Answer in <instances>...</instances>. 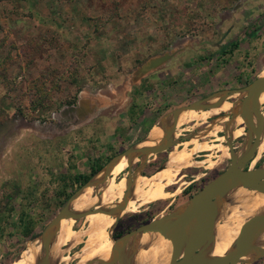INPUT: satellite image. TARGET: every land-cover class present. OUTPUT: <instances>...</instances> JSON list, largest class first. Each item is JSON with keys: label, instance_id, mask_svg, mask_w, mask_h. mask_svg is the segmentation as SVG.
Here are the masks:
<instances>
[{"label": "rangeland", "instance_id": "374dc122", "mask_svg": "<svg viewBox=\"0 0 264 264\" xmlns=\"http://www.w3.org/2000/svg\"><path fill=\"white\" fill-rule=\"evenodd\" d=\"M166 53V62L137 73ZM263 70L264 0H0V264L39 251L40 240L32 237L87 181H77L78 175L140 146L157 134L154 126L162 139L175 109L242 89ZM238 95L241 100L245 92L224 103ZM260 106L264 116V101ZM208 110L190 109L178 118L169 148L134 156L108 187L112 192L124 181L116 193L145 194L144 180L165 167L153 188L168 182L166 195L145 194L142 207L123 212L111 228H104L105 214L98 212L76 220L72 230L95 243L101 232L110 240L152 219L167 221L165 214L226 168L229 145L240 152L247 143L241 115L234 118L239 103L228 112L206 116ZM198 143L212 150L196 149ZM257 151L250 169L264 162ZM106 188H94L92 196L100 189L103 197ZM246 189L240 185L225 199L241 198ZM97 201L101 210L104 203ZM232 219L224 215L220 223ZM82 246L62 245L64 260L57 264H78L74 256ZM252 264H264V256Z\"/></svg>", "mask_w": 264, "mask_h": 264}, {"label": "water", "instance_id": "95a60500", "mask_svg": "<svg viewBox=\"0 0 264 264\" xmlns=\"http://www.w3.org/2000/svg\"><path fill=\"white\" fill-rule=\"evenodd\" d=\"M170 58L168 53L146 61L137 71V73H147L159 65L163 64ZM264 91V76H257L246 87L239 90L221 91L214 93L206 98L197 100L189 105L175 109L172 112V125L169 130L165 131L164 137L156 144L150 146L139 145L130 146L122 153L112 157L108 163L96 172L90 179L82 184L66 201L65 205L51 219L44 230L32 237L40 240V250L42 260L40 264H47L50 252V243L55 234L56 227L63 218H72L78 220L88 214L102 212L111 214L116 208L107 210H96L95 208L87 209L83 212H73L69 209L70 203L85 188H97L108 178L116 161L123 156L128 160V165L134 156L138 154H155L164 151L172 145L174 131L177 127L180 112L185 109L208 110L217 107L226 97L236 93L245 92V96L239 101L240 115L245 127L248 129V140L239 153L234 152L229 145L230 161L226 168L212 180L207 182L200 191L190 197L180 207L172 212L165 214L166 219H152L134 230H131L117 238L112 236L114 247L108 260L97 259L85 264H123L124 256L128 244L133 236L140 233L158 232L161 234L168 233L167 238L171 243V253L169 264H200L198 255L202 247L206 246L212 239L217 207L223 197L226 189L229 187L244 186L249 190H257L264 193V169L259 166L250 169V161L256 155L257 148L264 134V117L261 106L258 104V95ZM216 97L214 103H208ZM237 115L234 113V118ZM239 155V156H238ZM100 172L103 176L98 178ZM135 174H129L126 180L130 183ZM126 200V197L123 201ZM177 212V213H176ZM264 226V214L252 215L241 227L234 242V248L231 252L222 257L212 259L207 264H237L240 258L253 249L247 235L256 228Z\"/></svg>", "mask_w": 264, "mask_h": 264}, {"label": "bare ground", "instance_id": "6f19581e", "mask_svg": "<svg viewBox=\"0 0 264 264\" xmlns=\"http://www.w3.org/2000/svg\"><path fill=\"white\" fill-rule=\"evenodd\" d=\"M260 75L264 76V70L260 73ZM240 98L241 97L238 95L236 97V99L238 100L234 101L233 103H229V104H226L223 101L217 107L210 108L205 113V115L208 116L210 114L228 112L231 109L236 107V105L240 101ZM215 101L216 99H213L212 103H214ZM263 101H264V91H262L258 95V104L260 105ZM188 113H190V109L187 111L181 112L178 118H180V120L181 119L183 120L185 119V116L188 115ZM236 115L238 117L240 114L237 113ZM157 128H158L157 134H156V131H152L153 133L151 132L148 135V137L144 140V142L140 144L139 147H142L144 145H147V146L156 145L157 142H154V141L161 140L162 130L157 126H154L153 130L154 129L156 130ZM195 145H196V149H200L204 152L212 150V147L205 143H198ZM259 146L261 148H259L257 152H259V154L264 153V144L259 145ZM253 163L254 161L252 162V164ZM124 165H128V160L125 156H123L122 158L116 161L108 178L100 186H107V188L111 186L113 184L112 175L117 173L116 170H119V168ZM259 167L264 169V162L260 164ZM164 168L157 171L151 177L152 179L148 178L144 180L143 182V185L147 187L146 193L145 192L144 193L147 194L150 199H155V198L158 199L166 195V192H165L166 189L164 190V186L168 185V182L163 183L162 186L157 185L153 188V185L156 179L158 180L160 175L162 176ZM103 174H104L103 172H100L98 175V178H101ZM123 185H125L124 181L123 183H118L116 187L118 188V186L120 187ZM116 187H114L113 190L110 189L112 192H108L109 188L108 189L106 188L107 193L106 195H104L105 193L104 192L103 197L98 196L100 189H97V193L94 196H92V194H94L93 187H87L83 189L74 198V200L69 205V209L76 213L86 211L90 206L96 209V207H98L97 200H100L99 203L101 204L104 203L103 206L101 207V210L103 211L109 209V207L113 204H123L121 208L116 209L111 214L106 215L107 213H104L105 214V221L103 220L104 228H109V227L111 228L114 226L117 218L123 212L125 211L134 212V210L137 209L138 207H142L143 199L145 195V194H139V193H138L139 195H136L134 190H127L126 193L118 194L114 191ZM237 187L238 186L227 188L226 192L224 193L223 197L220 200V204L218 205L217 211H216V215H219V216H216L212 239L206 246L202 247L199 251L198 259H199L200 264H207L212 259L222 257L225 254L231 252L234 248V242L239 233L240 227L252 215L264 214V193L259 192L257 190L246 189V191L244 192L241 198H240L241 194L240 195L236 194L237 196L234 199H225L226 196L229 193H232L235 189H237ZM125 197H126V200L123 201ZM113 198H116L118 201L114 203L112 202L110 203V200L112 201ZM95 214L96 213L86 215L82 221L85 222V221L90 220V218H92ZM224 215H229V216L233 215L232 223L230 224L220 223ZM100 216L101 214L99 215V218ZM94 220L97 221V219H94ZM74 223H76V220L72 218H63L59 222L58 226L56 227L55 234L50 243V252L48 255V259H47V264H57L58 262L64 260V258L62 257V251L60 249L62 245L68 242H74V243L82 242L83 243V246L80 248L81 254H75L74 256V259L79 262L78 264H85L87 262L95 261L97 259L108 260L110 258V254L114 247L113 239L108 240L106 238L107 235H105L104 233L102 234V232L101 234L96 233L97 240H95L96 242L94 243L93 237L91 238L89 236L85 238L81 232L73 231L72 224ZM167 235L168 233L161 234L158 232H147V233H140V234L133 236L128 244V247H127V250L124 256L123 264H169L170 253H171V243L168 240ZM82 237L84 238L82 239ZM247 237L250 242V247L252 249L253 248H256V249H253L247 254H245L244 256H242L240 258V261L237 264H252L256 259L264 256V226L254 229L247 235ZM41 260H42V253H41V250L39 249L37 253L31 254L26 259H22V257H18L17 259H15L14 264H40Z\"/></svg>", "mask_w": 264, "mask_h": 264}, {"label": "trees", "instance_id": "16d2710c", "mask_svg": "<svg viewBox=\"0 0 264 264\" xmlns=\"http://www.w3.org/2000/svg\"><path fill=\"white\" fill-rule=\"evenodd\" d=\"M100 169V167L95 168L94 166L90 167V171H89V175H78V177H76L75 179L78 180H82L83 182H85L86 180H88V178L92 175H94L98 170Z\"/></svg>", "mask_w": 264, "mask_h": 264}, {"label": "flooded vegetation", "instance_id": "af4514ba", "mask_svg": "<svg viewBox=\"0 0 264 264\" xmlns=\"http://www.w3.org/2000/svg\"><path fill=\"white\" fill-rule=\"evenodd\" d=\"M254 157H255V156H254ZM252 162H253V161H252ZM254 162H255V161H254ZM261 162H262V161H261ZM253 164H254V163H253ZM254 167H255V166H252L251 168L253 169ZM249 168H250V166H249ZM176 182H177V181H176ZM176 182H175V183H176Z\"/></svg>", "mask_w": 264, "mask_h": 264}, {"label": "crops", "instance_id": "0c3cea01", "mask_svg": "<svg viewBox=\"0 0 264 264\" xmlns=\"http://www.w3.org/2000/svg\"><path fill=\"white\" fill-rule=\"evenodd\" d=\"M3 4V3H2Z\"/></svg>", "mask_w": 264, "mask_h": 264}]
</instances>
